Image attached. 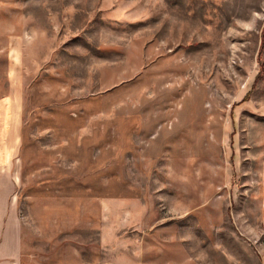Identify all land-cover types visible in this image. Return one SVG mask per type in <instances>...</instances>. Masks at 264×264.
<instances>
[{
  "label": "rangeland",
  "instance_id": "rangeland-1",
  "mask_svg": "<svg viewBox=\"0 0 264 264\" xmlns=\"http://www.w3.org/2000/svg\"><path fill=\"white\" fill-rule=\"evenodd\" d=\"M15 264H262L264 0H0Z\"/></svg>",
  "mask_w": 264,
  "mask_h": 264
},
{
  "label": "crops",
  "instance_id": "crops-1",
  "mask_svg": "<svg viewBox=\"0 0 264 264\" xmlns=\"http://www.w3.org/2000/svg\"><path fill=\"white\" fill-rule=\"evenodd\" d=\"M7 181V172L0 168V264H15L20 255L19 226L16 217L7 212Z\"/></svg>",
  "mask_w": 264,
  "mask_h": 264
}]
</instances>
